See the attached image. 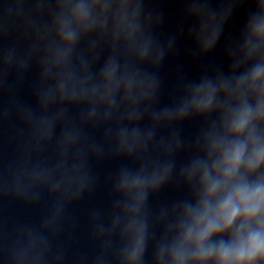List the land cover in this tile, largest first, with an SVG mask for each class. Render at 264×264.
Here are the masks:
<instances>
[{
	"label": "clouds",
	"instance_id": "1",
	"mask_svg": "<svg viewBox=\"0 0 264 264\" xmlns=\"http://www.w3.org/2000/svg\"><path fill=\"white\" fill-rule=\"evenodd\" d=\"M185 5L164 42L145 0H38L44 21L24 47L0 37V264H264V0ZM244 5L227 70L181 78L160 107L157 71L178 39L207 55ZM110 160L124 163L108 177L109 208L89 213L94 251H73L68 205ZM166 188L178 195L153 208ZM12 205L38 220L11 222Z\"/></svg>",
	"mask_w": 264,
	"mask_h": 264
}]
</instances>
